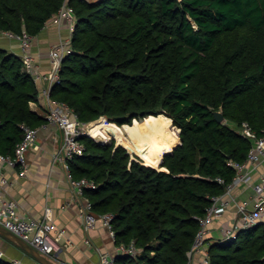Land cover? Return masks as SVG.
<instances>
[{
	"label": "trees",
	"instance_id": "obj_1",
	"mask_svg": "<svg viewBox=\"0 0 264 264\" xmlns=\"http://www.w3.org/2000/svg\"><path fill=\"white\" fill-rule=\"evenodd\" d=\"M65 1L77 21L51 96L85 122L106 117L92 129L123 139L83 135L72 174L95 181L85 195L97 213L114 214L116 243L135 241L138 252L117 264H186L199 217L225 190L217 177L230 182L228 160L248 155L238 127L264 129V0H0V28L37 35ZM39 100L20 55L0 43V152L14 153L22 122L46 121L31 105ZM143 117L170 120L178 137L148 142ZM209 253L210 264H264V221L215 238Z\"/></svg>",
	"mask_w": 264,
	"mask_h": 264
},
{
	"label": "built area",
	"instance_id": "obj_2",
	"mask_svg": "<svg viewBox=\"0 0 264 264\" xmlns=\"http://www.w3.org/2000/svg\"><path fill=\"white\" fill-rule=\"evenodd\" d=\"M76 21L77 15L74 7L65 1L46 22L44 28L54 25L57 29V37L49 49L50 68L47 71L42 69L39 55L34 49V40L38 34L32 35L25 29L17 33L10 29L0 28V39L6 38L18 43V54L22 59L23 68L32 74L37 85L40 86V96L46 101L44 113H42L46 121L39 126L22 122L23 137L16 144L14 153L0 152V224L31 243L51 259H54L53 256L62 242H70L68 230L53 218L51 206H46L42 216L29 215L23 211L21 202L10 191L12 181L9 168L19 167L22 175L27 174L30 168L29 151L42 148L38 140L40 130L48 127L49 124H54L61 131V144L53 156L54 162L61 161L64 164L69 182L77 194L85 195L86 188L96 186L95 181L90 178L74 177L69 162L73 157L84 154L86 144L82 136H91L92 128L89 127V122L83 121L77 111L66 101L51 96L52 85L60 79L63 60L72 51V32ZM37 103V101H32L31 105H37ZM100 119L110 121L104 116ZM238 130L251 140L248 155L243 161L228 160V164L236 171L230 182L226 183L222 176L217 177L219 182L225 183V190L212 197V203L207 208L206 214L199 217L200 227L194 244L188 251L189 261L186 264H191L196 252H203L202 264H210L209 246L211 242L206 245L207 236L211 225L223 218L228 211H233L231 223L222 226L223 234L220 237H236L241 229L264 221V129L259 134L248 121H243ZM81 216L86 230L96 229L99 225L105 226L110 237L116 241V229L113 224L115 216L112 212L97 213L93 209L92 201L86 197ZM97 250L99 253L97 264H117V255H135L139 249L132 240L129 243H116V253L101 247H97ZM3 253L0 249V256ZM12 261L15 264H24L17 258ZM36 264L43 263L38 260Z\"/></svg>",
	"mask_w": 264,
	"mask_h": 264
},
{
	"label": "crops",
	"instance_id": "obj_3",
	"mask_svg": "<svg viewBox=\"0 0 264 264\" xmlns=\"http://www.w3.org/2000/svg\"><path fill=\"white\" fill-rule=\"evenodd\" d=\"M56 35L57 29L54 25L43 28L37 36L35 51L40 52L41 48H46L48 42L56 39ZM14 51L18 53L19 50ZM40 64L44 71L49 70L48 62L42 61ZM45 105V98L40 96L36 108H33L44 113ZM38 140L42 148L29 151L30 168L27 174L22 175L19 167L9 168L12 181L10 191L19 199L23 211L27 214L42 216L46 206H51L53 218L59 225L67 228L70 242H62L53 256L58 264H97V247L116 253V241L110 237L105 226L99 225L89 231L84 228L81 211L87 196L77 194L69 182L64 164L61 161L54 162L53 159L61 144L60 129L54 124H49L40 130ZM232 214V210L228 211L223 218L211 225L206 245L223 234L221 228L231 223ZM0 234V243L10 256L6 258L20 259L24 264L37 263L38 260L20 245ZM202 258L203 252H196L191 264H202Z\"/></svg>",
	"mask_w": 264,
	"mask_h": 264
},
{
	"label": "rangeland",
	"instance_id": "obj_4",
	"mask_svg": "<svg viewBox=\"0 0 264 264\" xmlns=\"http://www.w3.org/2000/svg\"><path fill=\"white\" fill-rule=\"evenodd\" d=\"M57 36V35H56ZM38 41V37L35 38L34 40V45H36ZM0 43L4 44L6 46H8V48H11V50H19V45L16 41H12L6 38H2L0 39ZM53 40H51L50 42H48V46L46 48H41L40 52L36 50V53L39 55V62L45 61L49 63V49L50 46L52 45ZM32 106L34 108H36V104H32ZM144 118V119H143ZM143 118H139L140 120V129L143 131H147L148 130V134H150V138L148 140V142H152V141H156L158 139H169V138H177L178 137V131L177 129L173 126L172 122L164 117L161 118H154L153 119V123H151V121H149L147 118L143 117ZM99 121H103L105 123H109L111 121L106 122L104 119H100ZM173 121V119H172ZM94 123H96L95 121L93 122H89V127L92 128L94 126ZM120 124V123H118ZM234 125V124H233ZM96 132V130H93ZM133 137L135 138V144L137 147L140 146L144 147L146 144V141L140 142V139H138V137L134 134V129H131ZM94 132V133H95ZM92 137H94L97 141L99 142H108V141H112L114 140L116 143H118V141H123V139L121 138L120 135H116L114 130L110 127L109 131L106 130V132L104 130H99L97 129V132L95 134V136L91 135ZM131 153V155L133 157H138L139 159L142 160V157L133 151H129ZM159 151H156V154H158ZM1 235V234H0ZM2 236V235H1ZM3 238L7 239L6 236H3ZM10 240V239H9ZM0 249L3 250V257L8 256L6 250L4 249V247L2 246V244L0 243ZM8 258H10V256H8Z\"/></svg>",
	"mask_w": 264,
	"mask_h": 264
},
{
	"label": "water",
	"instance_id": "obj_5",
	"mask_svg": "<svg viewBox=\"0 0 264 264\" xmlns=\"http://www.w3.org/2000/svg\"><path fill=\"white\" fill-rule=\"evenodd\" d=\"M214 114H215V118L218 121H222L224 119V117H225L222 110H215ZM117 145H118V143H117ZM0 233H2L4 236L9 238L10 240H13L14 242H16L25 251L30 253L33 257H35L41 263H43V264H58L54 259H51L50 257L42 254L31 243H29L28 241L24 240L23 238H21L20 236H18L17 234H15L11 230H9L8 228L2 226L1 224H0Z\"/></svg>",
	"mask_w": 264,
	"mask_h": 264
},
{
	"label": "bare ground",
	"instance_id": "obj_6",
	"mask_svg": "<svg viewBox=\"0 0 264 264\" xmlns=\"http://www.w3.org/2000/svg\"><path fill=\"white\" fill-rule=\"evenodd\" d=\"M90 133L94 136V134H93V129L90 130Z\"/></svg>",
	"mask_w": 264,
	"mask_h": 264
}]
</instances>
